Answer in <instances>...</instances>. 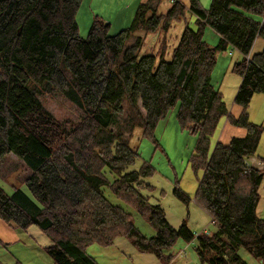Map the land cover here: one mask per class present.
I'll use <instances>...</instances> for the list:
<instances>
[{
  "label": "trees",
  "instance_id": "16d2710c",
  "mask_svg": "<svg viewBox=\"0 0 264 264\" xmlns=\"http://www.w3.org/2000/svg\"><path fill=\"white\" fill-rule=\"evenodd\" d=\"M82 1L0 0V163L9 154L24 161L29 173L22 183L38 199L0 186V218L46 232L52 264H101L89 245H111L119 236L167 263L177 238L197 241L202 264H249L239 248L264 262V218L257 214L264 168L248 162L253 156L264 162L257 152L264 127L248 112L253 96L264 93V48L249 62L244 56L256 38L264 39V0H212L208 7L190 0L189 8L169 0L166 11L168 0H143L128 27L110 34V23L97 15L85 37L76 17ZM189 10L196 28L188 24ZM175 21L186 26L167 57ZM207 26L221 36L217 46L205 41ZM150 33L157 34L159 54L143 52ZM229 44L242 53L233 67L242 75L238 115L211 82L217 51ZM57 92L78 107L80 119L58 118L40 99ZM176 105L180 129L197 135L191 163L203 172L194 200L213 217L217 230L209 234L172 226L162 205L143 193L156 188L147 182L153 165L131 169L140 153L129 135L141 128L158 146L157 125ZM222 118L245 135L212 145ZM106 190L145 217L155 234L145 235ZM174 193L189 202L178 178Z\"/></svg>",
  "mask_w": 264,
  "mask_h": 264
},
{
  "label": "rangeland",
  "instance_id": "374dc122",
  "mask_svg": "<svg viewBox=\"0 0 264 264\" xmlns=\"http://www.w3.org/2000/svg\"><path fill=\"white\" fill-rule=\"evenodd\" d=\"M200 1L205 7H208L212 0H206L205 4L202 0ZM89 2L83 5L81 3L76 15L79 23V33L84 37L88 35L97 12L102 11L101 7L104 0H91V3ZM139 3H137L134 10L128 0H105V5L111 4L110 13H105L109 17L110 34L117 33L131 24ZM169 4L170 1H166L162 7L163 10L166 11ZM187 21L191 27L196 28L195 15L190 10L187 12ZM185 26V21H175L173 23L168 33L169 52L167 57H171ZM203 35L205 41L211 46H217L220 42V35L210 26L205 27ZM156 40L157 34L150 33L146 38L143 52L159 54L160 45L156 43ZM262 45H264V39L259 37L253 45L254 51L261 50ZM232 48V45L229 44L225 50L217 51L211 82L222 92L223 99L230 111L234 115H238L242 108L234 99L242 81V75L234 71L233 67L236 61L241 60L242 55L237 49H234V53L231 55L229 51ZM40 99L58 118H65L66 116L81 117L78 107L62 93L57 92L54 95L41 96ZM177 109L178 106L176 105L168 112L165 118L159 121L156 128L158 146L142 135L141 128H137L129 135V144L140 153L131 169L139 168L145 161L153 165L155 173L147 179V182L152 183L156 188L151 192L143 191V193L147 196L150 193L151 201L162 205L165 209L167 220L172 226L179 228L186 223L187 227L195 234L204 230L213 232L217 227L211 221V216L197 205L194 200L199 177L202 174L201 171L196 172L191 163L197 135L186 129H180L176 116ZM248 112L251 121L264 127L263 92L256 93L253 96ZM224 128H227V130ZM245 132L244 128L235 126L226 118H222L215 134L212 135V145L218 140L227 143L233 136H244ZM257 152L262 156L264 155V131ZM253 157L258 158L259 165H264L258 156ZM28 173L29 167L26 166L24 161L13 154H9L0 163V186L8 194H12L17 187H20L38 203V199L22 183V178ZM177 178L183 192L189 197L188 203L176 197L174 193V185ZM259 189L260 200L257 213L259 216L264 217V179ZM247 192L248 188H244L243 194ZM106 194L112 202L122 205L133 215L136 226L145 235L155 234V229L145 217L139 215L131 206L117 198L111 191L106 190ZM0 238V264H16L17 262L19 264H52L53 262L46 248L52 240L36 224L22 228L0 218ZM196 246L197 241L195 239L187 242L182 238H177L173 246L167 250V254L172 253L174 255V259L169 263L150 252L141 251L133 243L132 238L127 236L117 237L114 244L111 245H101L95 242L89 245L87 250L101 264H202L199 260ZM237 252L249 264H264L262 259L255 257L247 249L239 248Z\"/></svg>",
  "mask_w": 264,
  "mask_h": 264
},
{
  "label": "crops",
  "instance_id": "0c3cea01",
  "mask_svg": "<svg viewBox=\"0 0 264 264\" xmlns=\"http://www.w3.org/2000/svg\"><path fill=\"white\" fill-rule=\"evenodd\" d=\"M90 1V2H89ZM129 1V3H130V6H132L133 8H134V10H135V8H136V5H137V3L138 2H141V1H143V0H128ZM171 1V0H170ZM182 2H183V4H185L188 8H189V6H190V0H181ZM91 3V0H83L82 1V5L83 4H85V3ZM202 2L205 4L206 3V0H202ZM104 3H105V0H104ZM103 3V5H102V11H98L97 12V15L99 16H102L104 19H105V21L107 20V22H108V18L109 17H107V15H105V13H110V6H111V4H109V5H105ZM133 10V11H134ZM132 11V12H133ZM220 38H221V36H220ZM257 41V40H256ZM263 47H262V49L264 48V45H262ZM261 49V50H262ZM261 50H259V51H254V48H253V53H255V52H260ZM240 84H241V82H240ZM240 86V85H239ZM239 88V87H238ZM238 91V90H237ZM225 130H227V128H224ZM224 130V131H225ZM234 137V136H233ZM232 137V138H233ZM240 137H242V136H240ZM231 138V139H232ZM228 143V142H227ZM264 156V155H263ZM258 158H256V157H250V158H248V162L251 164V165H253V166H255V167H257V168H264V165L262 166V165H259L258 164V160H257ZM259 160L261 161V162H263L260 158H259ZM264 163V162H263ZM262 163V164H263ZM260 190V189H259ZM260 200V199H259ZM259 204V203H258ZM258 207V206H257ZM258 211V210H257ZM258 214V213H257ZM259 216V215H258ZM259 217H261V216H259ZM261 218H264V217H261ZM216 230H217V228H216ZM215 230V231H216ZM215 231H213V232H215ZM210 233H212V232H210Z\"/></svg>",
  "mask_w": 264,
  "mask_h": 264
},
{
  "label": "built area",
  "instance_id": "2783aa9c",
  "mask_svg": "<svg viewBox=\"0 0 264 264\" xmlns=\"http://www.w3.org/2000/svg\"><path fill=\"white\" fill-rule=\"evenodd\" d=\"M245 56H246V60H247L248 62L251 61L252 58H251L250 53H249V54H246Z\"/></svg>",
  "mask_w": 264,
  "mask_h": 264
},
{
  "label": "bare ground",
  "instance_id": "6f19581e",
  "mask_svg": "<svg viewBox=\"0 0 264 264\" xmlns=\"http://www.w3.org/2000/svg\"><path fill=\"white\" fill-rule=\"evenodd\" d=\"M128 115V114H127ZM208 167V166H207ZM203 172V171H202ZM206 174V173H205ZM234 204V203H233Z\"/></svg>",
  "mask_w": 264,
  "mask_h": 264
}]
</instances>
